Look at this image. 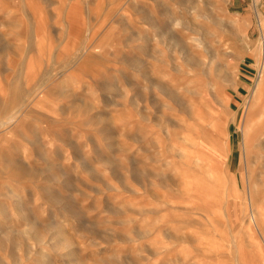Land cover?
I'll use <instances>...</instances> for the list:
<instances>
[{
	"label": "rangeland",
	"instance_id": "rangeland-1",
	"mask_svg": "<svg viewBox=\"0 0 264 264\" xmlns=\"http://www.w3.org/2000/svg\"><path fill=\"white\" fill-rule=\"evenodd\" d=\"M263 20L0 0V264H264Z\"/></svg>",
	"mask_w": 264,
	"mask_h": 264
},
{
	"label": "bare ground",
	"instance_id": "bare-ground-1",
	"mask_svg": "<svg viewBox=\"0 0 264 264\" xmlns=\"http://www.w3.org/2000/svg\"><path fill=\"white\" fill-rule=\"evenodd\" d=\"M263 21H264V20H263ZM263 44H264V43H263ZM262 50H263V51H262ZM262 54L264 55V46H263V49L261 48V55H262ZM263 57H264V56H263ZM263 63H264V62H263ZM261 69H262V68H261ZM263 73H264V66H263ZM260 76H261V75H260ZM263 81H264V80H263ZM248 103H249V102H248ZM250 108H251V106H250ZM5 126H6V125H5ZM248 147H249V146H248L247 144L244 146V148H245L246 151H248ZM239 163H240V162H239ZM250 185H251V184H250ZM248 190H249V194H250V198H251V197H252V186H250Z\"/></svg>",
	"mask_w": 264,
	"mask_h": 264
}]
</instances>
